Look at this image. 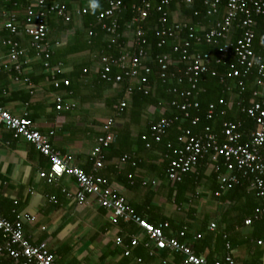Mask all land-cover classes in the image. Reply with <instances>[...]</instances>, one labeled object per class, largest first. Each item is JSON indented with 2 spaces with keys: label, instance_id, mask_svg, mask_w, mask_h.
<instances>
[{
  "label": "crops",
  "instance_id": "0c3cea01",
  "mask_svg": "<svg viewBox=\"0 0 264 264\" xmlns=\"http://www.w3.org/2000/svg\"><path fill=\"white\" fill-rule=\"evenodd\" d=\"M37 1L0 0V58L10 51L8 41L17 42L25 51L23 77L32 86L15 82L12 73H0V107L15 117L26 116L49 139L54 151L71 156L74 166L93 173L91 152L97 147V139L105 134L106 122L114 117L115 106L124 101L126 112L115 119L110 131L113 141L104 151L102 168L94 174L108 180L148 223L167 222L165 236L191 246L208 263L223 262L224 237L219 238L218 233L226 229L234 264H263L264 246L249 239L253 234H262L259 226L242 222L236 225L244 208L234 209L231 202L220 201L214 195L216 181L211 176L217 170L216 164L205 161L184 184L175 187L165 175L167 163L162 147L154 144L147 148L150 137L144 139L150 126L164 115V108L133 102L123 83L100 81L102 43L111 38L107 35L100 42L90 43L92 36L85 17L74 15L75 10L87 6L86 0H44L46 5H65L73 12L70 23L55 16L47 18L45 45L49 61L51 66H62L57 76L60 87H53L52 70L44 68L42 58H36L29 39L23 34L11 35L5 27L9 22L21 27L27 6H35ZM63 81L69 86L65 87ZM128 84L138 86L136 80ZM58 99L62 101L60 111L56 110ZM229 101L228 108L234 101L232 96ZM49 167V160L31 144L0 129V214L10 221L21 217L30 242L46 244L58 264H185L182 256L167 251L150 255L149 248H145V234L133 223L113 224L111 213L95 198L78 205L68 196L77 191L73 178L65 175L51 184L41 179L39 174ZM244 203L243 199L239 205L243 207ZM211 224L216 225L214 231L209 230ZM182 227L187 228L185 241L177 236ZM132 238L138 240L137 246H130ZM117 239L122 240V246L116 245Z\"/></svg>",
  "mask_w": 264,
  "mask_h": 264
},
{
  "label": "built area",
  "instance_id": "2783aa9c",
  "mask_svg": "<svg viewBox=\"0 0 264 264\" xmlns=\"http://www.w3.org/2000/svg\"><path fill=\"white\" fill-rule=\"evenodd\" d=\"M89 3L94 0H87ZM106 8L96 16V21L101 29L111 38L108 42V49L112 47L118 51L117 56H103L100 60V79L106 82L121 83L124 79L138 82L137 91L144 96L150 93V85L147 76L151 69L145 65L147 54L145 51L146 40L144 38V22L149 17L152 10L158 14V26L155 36L160 39L158 47L170 44L172 54L157 56L155 63L158 66V78L162 83L168 79L175 78L177 84L185 82L187 89L178 90L174 88L171 92L176 94L179 100H173L171 106L183 113L184 118H188V110L196 109L197 103L193 95L198 91V85L202 76L210 73L215 76V71L211 66L222 64L231 50L237 60L236 66L230 67L229 77L237 79H247L255 71L258 80V89L252 94L253 99L248 106H242L243 102L237 103L241 112L245 114L254 124V129L250 133L247 143L242 144V134L240 125L232 121L222 123L220 135L221 142L210 127H205L202 132L192 134L190 130H182V135L178 139L180 148L174 150L173 159L170 160L166 178L175 183H179L183 178L196 169L204 161L217 163L223 160L226 173L217 177L219 183V197L222 192L232 189L240 183L241 179H247L249 188L255 192L258 199L264 201V48L261 53L253 49L255 38V19L264 15V0H225L222 5L221 0H202L205 7V15L214 18L211 26L205 28L200 24L195 25L191 19L176 14L175 20H169L170 6L176 0H134L126 4L125 0H104ZM186 6L193 4L194 0H180ZM85 8L75 10L74 15L82 16L86 14ZM129 13V20L122 26L120 20ZM198 13L193 14V17ZM55 16L64 23H70L73 17L65 5H46L44 0H38L35 6L29 5L25 10V20L21 27L14 22L6 24V29L11 35L23 34L29 39L30 47L36 58L44 60V68L52 70L51 82L55 89L60 87L61 82L57 76L61 75V65L55 67L50 64V52L46 49L47 38V18ZM241 31L239 39L232 44L230 39L233 28ZM122 29V31H121ZM92 32L89 33L91 37ZM119 40H122L119 42ZM204 44L216 50L214 59L210 53L196 52L195 46ZM10 51L5 57L0 58V73H12L15 82L24 81L32 87L27 79H24L25 51L15 41H8ZM117 71L111 77L112 72ZM69 86L68 81L62 83ZM133 88L126 89V95L131 96ZM244 93V87L239 82V94ZM260 98L259 100H255ZM219 104L225 106L223 100ZM127 104L122 101L114 108V117L109 119L105 126V134L97 139V147L91 152L93 161V173H86L82 169L74 166L71 156L61 155L54 151L49 139L43 136L33 123L26 117H15L8 111L0 107V129L4 128L12 132L15 139L23 140L31 144L42 156L50 162L47 171L41 172L39 177L47 183H54L63 176L74 179L77 191L72 196L78 205H86L89 198H95L97 204L104 210L111 213L113 224L119 222L133 223L145 234L148 242L145 248H149V254L154 251H167L170 254H178L183 257L185 264H234L231 254V246L225 244L226 255L223 262L214 261L208 263L206 257L199 256L191 246L180 243L175 238H168L164 231L169 229L167 222L150 224L131 209L125 199L119 194L111 183L105 178L96 176L94 173L101 169L105 160L104 151L108 149L113 141L111 129L115 119L124 112ZM228 106V105H226ZM62 101L57 100L56 110H62ZM214 105L208 108V119H212ZM224 112H222V115ZM177 121V118H162L151 125L150 139L159 143L165 132ZM198 122L197 118L192 120V125ZM52 135V134H50ZM145 140H147L144 137ZM146 147L150 144L147 142ZM169 148V146H168ZM126 158L123 159L125 161ZM132 163V166H135ZM217 172V170H216ZM130 179L132 176L129 177ZM264 217V208L256 209L254 220ZM33 219H28L32 221ZM27 221V220H26ZM251 219L244 222L245 226H250ZM216 229L215 224L209 226L210 231ZM0 234L5 240L0 247V255H5L12 264H58L56 256L50 252L44 243L33 244L23 231V220L17 217L14 221L5 219L0 214ZM179 237H184V232H180ZM197 239L200 236L196 237ZM153 248H150V246ZM257 246H264V239L255 241ZM117 246H122V240H116ZM138 240L132 238L130 246H137ZM264 264V263H263Z\"/></svg>",
  "mask_w": 264,
  "mask_h": 264
},
{
  "label": "trees",
  "instance_id": "16d2710c",
  "mask_svg": "<svg viewBox=\"0 0 264 264\" xmlns=\"http://www.w3.org/2000/svg\"><path fill=\"white\" fill-rule=\"evenodd\" d=\"M87 1V0H86ZM134 0H125V3L128 5ZM96 4V7H93V4ZM225 0H221V4L223 5ZM106 8V2L104 0H94V2L89 3L87 1V6L85 9L87 10L86 14L83 16L86 20V24L90 27V32L93 33L92 38L90 39V43L100 42V40L105 39L107 34L101 29L100 25L96 21L97 14ZM198 13L197 16L193 17V14ZM181 14L185 18L191 19L192 23L195 25L200 24L205 28H208L215 21L214 18H209L205 15V7L202 3V0H194L193 4L190 6H186L180 2V0H176L169 9V20H175L176 14ZM129 13L124 15V18L120 20V25L124 24L129 20ZM158 14L155 13L154 10L151 11L149 17L144 22V38L146 40L145 51L147 54V58L145 61V65H148L151 69L150 74L147 76L149 85H150V93L147 96H144L141 92L137 91V87H132V99L133 102H139L140 105H151L157 108H164V115H162L157 121L162 118L166 119H174L177 118V121L173 123V125L165 132L163 135L161 142L156 143L153 140H147L150 144L149 148H152L154 144H157L159 147H162V152L166 158V170L168 164L171 159H173V152L176 149L180 148V143L178 139L182 135V130H190L192 134H198L203 131L205 127H210L212 132L218 135L219 140L222 142L223 137L220 135L222 123L225 121H232L238 123L240 125V132L242 134L241 143L245 144L249 140L250 133L254 129L253 122L241 112V109L237 106V103L240 101L243 102L242 106H248L249 101L253 99L252 94L258 89L257 80L258 76L255 71L252 72L251 76L247 79H237L229 77L230 67L236 66L240 69L237 64V60L231 50L230 54L227 56L226 60L220 65H212L211 69L215 71V76H212L210 73L202 76L201 81L198 85V91L193 95L194 101L197 103L198 107L196 109L188 110V118H184L182 112H180L177 108L171 106V102L173 100H179L176 94H173L171 91L174 88H178V90L187 89V85L184 83L178 85L177 80L175 78L168 79L165 83H162L158 78V66L155 63V58L157 56L170 55L172 58H176L175 54H172L170 50V44L164 47H158L160 39L155 36V30L157 29L158 23ZM255 38L253 41V49L257 53H261L264 48V15L259 16L255 19ZM122 31V29H121ZM241 31L234 27L231 35V43L235 44V42L239 39ZM94 36V37H93ZM122 40H119V42ZM103 55L104 56H117L118 51L115 48L108 49V43H102ZM196 52H206L210 53L212 57L216 58V50L212 47L206 46L204 44H200L195 46ZM117 71L112 72L111 77L116 75ZM100 78V75H99ZM101 82H106L100 79ZM128 80L124 79L121 83H123L126 89L129 87ZM239 82L243 84L244 93L242 95L239 94ZM234 99L231 104V107L228 108L230 98ZM260 98H256L255 100H259ZM223 100L226 104L222 106L219 104V101ZM210 105H214V114L212 119H208V108ZM124 112L121 114L123 116ZM222 112L224 114L222 115ZM120 116V117H121ZM194 118L198 119V122L195 125H192V120ZM155 121L154 123H156ZM153 123V124H154ZM151 128V126H150ZM150 128L149 132L145 136L146 139L150 137ZM169 146V148H168ZM109 148V147H108ZM105 155V154H104ZM264 156V153H263ZM205 161L201 163L204 165ZM217 172L212 174V179L216 181L215 189L213 190L214 195L219 192V183L217 177L220 174L226 173V168L223 165V160L219 159L216 163ZM166 175V172H165ZM190 176V173L187 174L183 180L179 183L172 182L175 187L181 186L186 182V178ZM195 180V175H193ZM188 179V178H187ZM197 180V179H196ZM171 182V181H170ZM249 182L247 179H241L240 183L234 186L232 189L222 192L219 196L220 201H229L233 204L234 209L240 210L241 208L244 210V214L242 217H238L236 220V225L239 222L244 224L245 220L251 219V225L259 226L262 234L257 236L256 234L250 237V241L253 240H263L264 239V217L259 218L258 220H254V214L256 209L264 208V201L260 200L256 197L255 192L248 190ZM245 203L242 207L240 201L243 200ZM180 232H184V237L181 240L185 241L187 236V228L182 227L178 230L177 236ZM224 233V234H223ZM223 234V235H222ZM201 237V236H200ZM218 237H224L223 242L224 245L229 243V237L227 230H222L218 233ZM222 239V238H221ZM5 240L0 234V247L4 245ZM0 264H12L11 260L2 252L0 255ZM257 264H262V262H258Z\"/></svg>",
  "mask_w": 264,
  "mask_h": 264
},
{
  "label": "clouds",
  "instance_id": "9594fccd",
  "mask_svg": "<svg viewBox=\"0 0 264 264\" xmlns=\"http://www.w3.org/2000/svg\"><path fill=\"white\" fill-rule=\"evenodd\" d=\"M93 7H94V8L96 7V4H95V3L93 4Z\"/></svg>",
  "mask_w": 264,
  "mask_h": 264
}]
</instances>
